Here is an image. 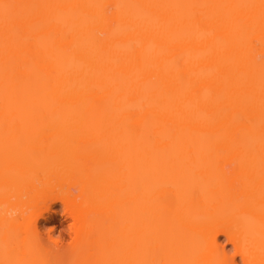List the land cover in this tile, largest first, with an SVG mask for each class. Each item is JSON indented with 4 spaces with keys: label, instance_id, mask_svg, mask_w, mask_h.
Returning <instances> with one entry per match:
<instances>
[{
    "label": "bare ground",
    "instance_id": "6f19581e",
    "mask_svg": "<svg viewBox=\"0 0 264 264\" xmlns=\"http://www.w3.org/2000/svg\"><path fill=\"white\" fill-rule=\"evenodd\" d=\"M0 264H264V0H0Z\"/></svg>",
    "mask_w": 264,
    "mask_h": 264
},
{
    "label": "rangeland",
    "instance_id": "374dc122",
    "mask_svg": "<svg viewBox=\"0 0 264 264\" xmlns=\"http://www.w3.org/2000/svg\"><path fill=\"white\" fill-rule=\"evenodd\" d=\"M56 219V234H67L66 219L62 214H54Z\"/></svg>",
    "mask_w": 264,
    "mask_h": 264
},
{
    "label": "clouds",
    "instance_id": "9594fccd",
    "mask_svg": "<svg viewBox=\"0 0 264 264\" xmlns=\"http://www.w3.org/2000/svg\"><path fill=\"white\" fill-rule=\"evenodd\" d=\"M15 215H16V213H11V214H10V216H15Z\"/></svg>",
    "mask_w": 264,
    "mask_h": 264
}]
</instances>
